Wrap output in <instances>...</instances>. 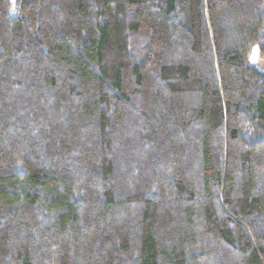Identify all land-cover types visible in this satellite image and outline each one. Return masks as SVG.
I'll return each instance as SVG.
<instances>
[{
  "label": "trees",
  "instance_id": "obj_1",
  "mask_svg": "<svg viewBox=\"0 0 264 264\" xmlns=\"http://www.w3.org/2000/svg\"><path fill=\"white\" fill-rule=\"evenodd\" d=\"M264 0H0V264H264Z\"/></svg>",
  "mask_w": 264,
  "mask_h": 264
},
{
  "label": "rangeland",
  "instance_id": "obj_2",
  "mask_svg": "<svg viewBox=\"0 0 264 264\" xmlns=\"http://www.w3.org/2000/svg\"><path fill=\"white\" fill-rule=\"evenodd\" d=\"M252 61L255 62V64L257 65V67L264 71V61H260L259 58L257 57L256 53L254 54V56L252 57Z\"/></svg>",
  "mask_w": 264,
  "mask_h": 264
}]
</instances>
